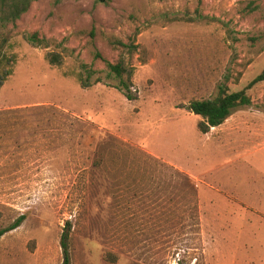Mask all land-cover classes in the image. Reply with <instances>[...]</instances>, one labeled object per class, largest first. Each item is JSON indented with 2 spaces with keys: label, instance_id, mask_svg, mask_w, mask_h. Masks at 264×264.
Wrapping results in <instances>:
<instances>
[{
  "label": "rangeland",
  "instance_id": "374dc122",
  "mask_svg": "<svg viewBox=\"0 0 264 264\" xmlns=\"http://www.w3.org/2000/svg\"><path fill=\"white\" fill-rule=\"evenodd\" d=\"M0 45V264H264V81L190 108L262 72L264 0H35Z\"/></svg>",
  "mask_w": 264,
  "mask_h": 264
},
{
  "label": "trees",
  "instance_id": "16d2710c",
  "mask_svg": "<svg viewBox=\"0 0 264 264\" xmlns=\"http://www.w3.org/2000/svg\"><path fill=\"white\" fill-rule=\"evenodd\" d=\"M35 0H0V27H4L9 23H16V21L26 13L31 7ZM97 3H109L110 0H93ZM29 39L37 44L42 45L46 43V38L40 37L38 32H34L29 36ZM97 57L102 58V55L97 53ZM48 60L51 64L60 65L62 64V56L58 53H51L48 56ZM15 61V57L9 56L1 51L0 45V87L7 80L9 75L13 73L12 68L6 70L3 68L5 63L12 64ZM107 68L110 73H115L119 77H123L126 69L122 64H113L106 61ZM82 71L77 74V78L83 87H90L94 83L101 81L97 77L94 81L92 78L97 74V70L91 66L83 63L81 65ZM264 81V69L262 72L253 79L247 88L240 91H230L228 87H220L218 95L213 99H201L194 100L190 104L191 110L201 116L203 120L200 122L199 127L203 132H208L212 127H217L223 124L233 113V111L242 106H250L253 104L251 96L247 93V90L251 88L256 83ZM128 87V85H125ZM25 110H23L24 112ZM24 216H21L16 222L12 224L9 228H4L0 230V238L4 233L12 229L17 228L21 225L24 220ZM67 236L63 238V245L65 247V261L64 264H71V256L68 249V242L66 241Z\"/></svg>",
  "mask_w": 264,
  "mask_h": 264
}]
</instances>
